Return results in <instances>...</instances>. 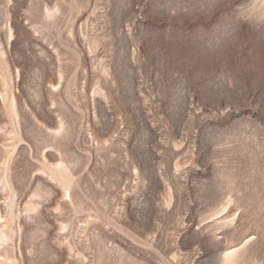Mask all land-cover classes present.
<instances>
[{
  "label": "rangeland",
  "instance_id": "obj_1",
  "mask_svg": "<svg viewBox=\"0 0 264 264\" xmlns=\"http://www.w3.org/2000/svg\"><path fill=\"white\" fill-rule=\"evenodd\" d=\"M0 264H264V0H0Z\"/></svg>",
  "mask_w": 264,
  "mask_h": 264
}]
</instances>
